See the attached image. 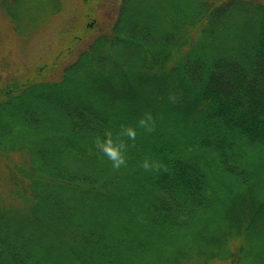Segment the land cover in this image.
<instances>
[{
  "label": "trees",
  "instance_id": "obj_1",
  "mask_svg": "<svg viewBox=\"0 0 264 264\" xmlns=\"http://www.w3.org/2000/svg\"><path fill=\"white\" fill-rule=\"evenodd\" d=\"M105 1L0 82V264H264V0H119L92 38ZM62 9L0 0V30L27 45Z\"/></svg>",
  "mask_w": 264,
  "mask_h": 264
},
{
  "label": "rangeland",
  "instance_id": "obj_2",
  "mask_svg": "<svg viewBox=\"0 0 264 264\" xmlns=\"http://www.w3.org/2000/svg\"><path fill=\"white\" fill-rule=\"evenodd\" d=\"M61 2L63 9L58 14V19L44 28L41 33L39 32L37 35L32 34L31 43L27 45L15 39L12 34H8L6 28L0 30V82L5 83V80L10 78L13 73L26 74L29 67L34 64L40 67L45 62L49 63L52 55L59 51L60 46L65 40V27L71 28L73 26V22H76L78 18V9H81V7L77 6L80 3L79 0H61ZM118 3L119 0H106L105 3L95 4L97 8H95L97 24L95 25L92 38L102 33H107L110 29L109 25L113 24L116 20L115 13L119 6ZM31 33L32 30L29 31V34ZM6 41H11L12 46L8 53L5 52L7 47ZM86 44H81L80 46L85 47ZM72 50L71 53H64L62 55V61L66 64L71 63L80 51L78 46Z\"/></svg>",
  "mask_w": 264,
  "mask_h": 264
},
{
  "label": "clouds",
  "instance_id": "obj_3",
  "mask_svg": "<svg viewBox=\"0 0 264 264\" xmlns=\"http://www.w3.org/2000/svg\"><path fill=\"white\" fill-rule=\"evenodd\" d=\"M140 125L145 127L148 131H152L154 121L152 120L151 115H147L145 118H142L139 121ZM124 135L131 139H135L136 130L133 127H125ZM97 146L105 153L108 159L112 162L113 168L119 169L122 165L126 163V156L124 154V149L126 148V144H117L115 143L112 134L107 133L105 138H98ZM142 167L145 169H149L152 167H159V164L152 162L150 163L147 159L143 161Z\"/></svg>",
  "mask_w": 264,
  "mask_h": 264
}]
</instances>
